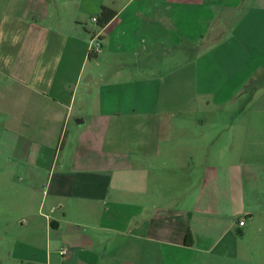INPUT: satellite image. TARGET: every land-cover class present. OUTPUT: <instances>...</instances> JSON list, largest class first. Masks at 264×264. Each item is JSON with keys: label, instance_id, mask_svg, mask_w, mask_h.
Segmentation results:
<instances>
[{"label": "crops", "instance_id": "crops-1", "mask_svg": "<svg viewBox=\"0 0 264 264\" xmlns=\"http://www.w3.org/2000/svg\"><path fill=\"white\" fill-rule=\"evenodd\" d=\"M114 5L0 0V264H253L264 0Z\"/></svg>", "mask_w": 264, "mask_h": 264}, {"label": "rangeland", "instance_id": "rangeland-1", "mask_svg": "<svg viewBox=\"0 0 264 264\" xmlns=\"http://www.w3.org/2000/svg\"><path fill=\"white\" fill-rule=\"evenodd\" d=\"M88 1V0H87ZM91 1V10L93 11V13H87L86 16H85V19H86V22L84 23V26L87 25L88 27L90 28H93V29H96V21H94V18L97 19L96 15H95V10H96V5L97 4V1H99V3L102 1L104 3V0H90ZM130 0H106V4H108V6H110V8H115V5L114 4H124L126 2H128ZM87 28V27H85ZM87 30H84V32H86ZM87 33V32H86ZM107 51L106 47H105V52ZM110 61L112 60L111 57L109 59ZM109 66L107 64H105L103 62V71H104V77L105 78H111V71L108 70ZM89 69H90V66H87L84 71H83V74L82 76L84 75V79L86 77V74L89 72ZM106 75V76H105ZM180 75L181 73H177L175 74L174 76H172L169 80H167V84L166 82H164V86H163V91H162V102L163 105L161 106H165L166 103L169 101V100H166L168 99L169 95H176L175 92L173 93H170V89H168V86H169V82L170 81H173V83L175 84L176 83V86L179 85V81H180ZM178 82V83H177ZM264 91V90H263ZM259 92H262V90H260ZM250 96H251V93H246L242 98L239 99V102L237 105L235 106H229L231 107L230 109H228V111H226V114L225 115H229L228 117L226 118H223L221 120V127L220 129H218L216 135H215V142L212 143V148L214 149L215 147H223L224 144H226V140L228 139V129L230 128V126L235 122L234 118H231L230 114L233 112V111H239V109L242 108H247L249 106H251L253 103L250 102L251 99H250ZM254 105V104H253ZM228 112H230V114H228ZM0 123H2V119H0ZM2 126V125H1ZM0 126V127H1ZM208 126L209 124L204 128L205 130L208 129ZM1 131V129H0ZM249 242H251V246H252V249H253V259H255L254 263L253 264H264V255L261 254L264 252V233H259L257 230L254 231L252 234H251V238L248 239Z\"/></svg>", "mask_w": 264, "mask_h": 264}, {"label": "trees", "instance_id": "trees-1", "mask_svg": "<svg viewBox=\"0 0 264 264\" xmlns=\"http://www.w3.org/2000/svg\"><path fill=\"white\" fill-rule=\"evenodd\" d=\"M116 12L108 7H103L101 14L97 18V24L100 28H104L114 17Z\"/></svg>", "mask_w": 264, "mask_h": 264}, {"label": "built area", "instance_id": "built-area-1", "mask_svg": "<svg viewBox=\"0 0 264 264\" xmlns=\"http://www.w3.org/2000/svg\"><path fill=\"white\" fill-rule=\"evenodd\" d=\"M94 21L97 22V19H94ZM99 49H100V44H99V42H98V43L93 44V45L91 46L90 51H91L92 53H94V52H98ZM239 224H240V226H244V225H245V221H244V220H241V221L239 222ZM66 252H67V251L64 250L62 253L65 254Z\"/></svg>", "mask_w": 264, "mask_h": 264}]
</instances>
